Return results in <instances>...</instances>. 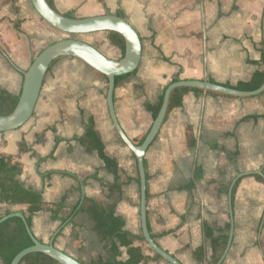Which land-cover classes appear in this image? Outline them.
Masks as SVG:
<instances>
[{"label": "crops", "instance_id": "obj_1", "mask_svg": "<svg viewBox=\"0 0 264 264\" xmlns=\"http://www.w3.org/2000/svg\"><path fill=\"white\" fill-rule=\"evenodd\" d=\"M53 5L60 14L75 18L119 16L137 32L139 67L114 91L118 123L132 143L146 136L152 125L145 106L155 104L172 80L213 81L234 88L262 70L264 0H53ZM55 33L30 0H0V92L20 95L22 73L48 47L39 51L43 41L55 39ZM104 45L112 56L98 51L114 59L118 50L107 43V33ZM106 88L84 63L59 58L48 69L32 118L18 130L0 133V156L20 165L21 183L43 192V210L32 219L34 236L45 244L53 237L59 251L81 264L106 258L92 221L81 211L88 207L84 198L103 207L115 205L124 230L141 234L136 161L112 126ZM89 119L106 156L118 164L121 194L109 193L114 177L102 169L97 154H86L72 141L84 133ZM55 138L64 141L56 145ZM226 153L237 154L235 163ZM144 160L147 225L162 250L181 264H199L193 253L203 247L207 263L211 250L203 224L224 234L229 225L231 242L221 264H264V92L246 98L188 93L182 106L168 113ZM195 169L202 173L193 191H179ZM96 171L101 182L90 179ZM227 187L228 193L220 190ZM62 199V219L69 217L65 223L52 221L48 212ZM135 246L144 256L155 257L144 242ZM122 251L120 260L125 261Z\"/></svg>", "mask_w": 264, "mask_h": 264}, {"label": "trees", "instance_id": "obj_2", "mask_svg": "<svg viewBox=\"0 0 264 264\" xmlns=\"http://www.w3.org/2000/svg\"><path fill=\"white\" fill-rule=\"evenodd\" d=\"M48 5L54 9L53 0H46ZM67 18H75L72 14L64 15ZM16 30L19 29V25L15 24ZM107 43L118 50L119 59L124 56L125 43L124 39L117 33L108 32L107 33ZM261 59L259 62L262 70L257 71L251 80L246 83H240L236 87L231 88L229 86H224L229 89H233L240 92H252L261 87L264 83V48L263 42L260 44ZM5 57L6 54H4ZM58 60V59H57ZM55 60L49 67V69L57 61ZM137 71V70H136ZM136 71L131 74L134 75ZM99 78L104 80L107 85V79L105 76L98 72H94ZM131 75L118 77L115 79V87L120 81L130 77ZM178 82V78L172 80V83ZM210 83L214 84L213 81ZM167 88V87H166ZM165 88V89H166ZM164 89V91H165ZM107 90V88H106ZM188 93H203L200 89L191 88H178L172 91L169 97L167 113L165 119L169 112L173 109L180 108L182 106V100L184 96ZM210 95H220L214 92H207ZM18 97L11 96L5 91L0 92V116H7L13 112L17 103ZM163 101V93L158 97L157 102L153 105L147 104L145 110L150 113L151 118L154 120L158 115ZM164 119V122H165ZM146 136H144L139 142L133 143L135 146H140L144 141ZM63 139L55 138V144L63 142ZM66 141V140H65ZM72 141L77 142L85 151L86 154L91 155L93 153L97 154L99 160L103 163V168L108 174L114 177V182L109 186V193L121 194L123 184L119 183L118 174V164L114 159L106 156L104 152V146L100 139L98 138L95 129L94 122L89 119L85 125L84 133L72 139ZM20 149L24 151L23 144ZM53 153L49 158H52ZM228 159L235 163L237 154L236 153H226ZM133 156V155H132ZM134 158V156H133ZM135 159V158H134ZM144 167L146 168V161L144 160ZM20 165L12 160L11 157L0 156V205H6L7 207H25L24 210H19L25 217L29 228L32 226L33 217L43 210L42 203V191L35 190L31 187H26L20 182L19 176L21 175ZM201 170L195 169L193 173L192 180L182 187L179 191L192 192L195 186V182L201 177ZM50 176L48 175L47 178ZM90 179L101 182L98 179L97 171L90 177ZM148 177L146 175V181ZM131 182L129 179L126 183ZM135 183L139 187V177L135 179ZM237 187V183L234 185L232 190V198ZM221 191L228 193L229 188H220ZM148 199V194L146 195ZM84 203L88 204L86 210H81L93 223V232L99 238L100 243L103 244V250L105 252L106 258H99L96 262L91 264H142L147 260H161L159 256H155L150 259L142 253L140 247L135 246V242H144L142 235L134 236L124 230L125 222L124 220L117 216L115 213V205H109L103 207L99 203L84 198ZM64 207V199L60 203L53 205L48 212L51 215L52 221H61L65 223L69 217L62 219L61 212ZM18 211L0 209V218L7 216ZM229 225L226 227L225 234L216 229V227L203 224L202 234L204 240L210 245L211 255L209 261L206 263V252L203 247L198 248L194 253L193 257L195 261L199 264H218L223 257L228 243H229ZM165 235V234H164ZM156 242V238L152 237ZM33 243L28 236L22 221L19 218H11L0 225V262L2 264H11L14 257L21 251L32 247ZM125 250L126 260H120L123 251ZM20 264H58L51 258L40 254L33 253L25 256Z\"/></svg>", "mask_w": 264, "mask_h": 264}, {"label": "water", "instance_id": "obj_3", "mask_svg": "<svg viewBox=\"0 0 264 264\" xmlns=\"http://www.w3.org/2000/svg\"><path fill=\"white\" fill-rule=\"evenodd\" d=\"M32 8L36 14L52 29L69 36H84L96 33L114 32L119 34L125 43L124 56L121 59L114 60L107 58L90 44L76 39L66 38L56 41L46 47L33 60L28 70L22 73V86L18 103L13 112L7 116H0V133L18 130L24 126L33 116L34 110L42 89L44 78L50 65L62 57H70L84 63L92 71L98 72L107 79L106 106L112 126L122 142V144L134 156L139 177V217L141 235L148 250L167 264H181L174 257L162 250L161 247L152 239L147 225V181L144 167V157L157 137L167 113L169 97L172 91L178 88L200 89L206 92H214L221 95L246 98L255 97L264 92V83L255 91L240 92L212 84L207 81L187 80L178 81L170 84L163 91V101L156 118L152 121L149 132L140 146H135L123 132L120 127L114 108L115 79L133 74L139 67L141 61V42L134 28L122 17L115 15H102L90 18H67L64 15L52 9L46 0H30ZM262 42L264 48V14L262 18ZM81 190L83 187L81 186ZM230 197V194H229ZM11 218H19L25 230L30 237L33 246L29 247L12 260L11 264H20L21 260L33 253L43 254L58 264H81L74 258L59 251L54 246L52 237L48 244L41 243L34 236L32 229L28 227L26 217L21 212L9 214L0 218V225ZM232 235V233H231ZM219 261L221 264L230 246Z\"/></svg>", "mask_w": 264, "mask_h": 264}, {"label": "rangeland", "instance_id": "obj_4", "mask_svg": "<svg viewBox=\"0 0 264 264\" xmlns=\"http://www.w3.org/2000/svg\"><path fill=\"white\" fill-rule=\"evenodd\" d=\"M43 21V20H42ZM44 22V21H43ZM44 24H46L44 22ZM46 26H48L46 24ZM48 28L52 29L51 27L48 26ZM54 30V29H52ZM55 39L54 38H49V40H44L43 42V46L39 48V51L42 50L43 48H45L46 46H49L50 44L56 42V41H60L66 38H76L79 40H82L88 44H90L92 47H94L95 49L99 50V51H103L102 53H104V55L106 56H112V52H106L105 51V40H106V33H96V34H90V35H84V36H69V35H65L62 34L58 31L55 30ZM114 59H119V52L118 53H114ZM160 261V260H157Z\"/></svg>", "mask_w": 264, "mask_h": 264}]
</instances>
